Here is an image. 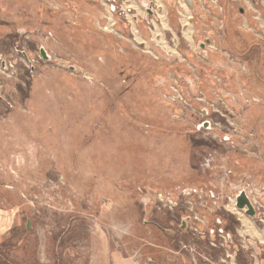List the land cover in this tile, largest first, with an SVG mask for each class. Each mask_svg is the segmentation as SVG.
Instances as JSON below:
<instances>
[{
    "label": "rangeland",
    "instance_id": "374dc122",
    "mask_svg": "<svg viewBox=\"0 0 264 264\" xmlns=\"http://www.w3.org/2000/svg\"><path fill=\"white\" fill-rule=\"evenodd\" d=\"M80 1L0 0L7 264H245L239 250L264 264L236 231L249 216L236 206L242 191L264 224L263 58L198 46L208 32L192 34L185 0L183 23L162 30V0L144 27L141 0H97L76 14L86 32L71 9ZM217 49L236 84L211 58Z\"/></svg>",
    "mask_w": 264,
    "mask_h": 264
},
{
    "label": "crops",
    "instance_id": "0c3cea01",
    "mask_svg": "<svg viewBox=\"0 0 264 264\" xmlns=\"http://www.w3.org/2000/svg\"><path fill=\"white\" fill-rule=\"evenodd\" d=\"M112 1L116 0H111V2ZM197 1L190 0L189 2V0H187L186 7H188L192 14V34L196 28L203 25L206 26L208 32V34L205 35L203 39L197 41L198 46L205 44L207 47L213 43V45L215 44L219 48L226 49L228 51L227 54H234L238 61L239 59H245L247 56L254 57L255 54H257V56L255 59H253V61L257 62V58L259 57L263 58L264 60V0H259L258 5L256 6L251 2V0H219L218 6L211 4L206 6V10L204 7L198 4ZM161 2L163 4V9H157V16L160 18V22L162 24V28H160V30H162L166 24L170 26V23L174 25L179 21H182L183 23V18L178 17V0H162ZM96 6H98L97 0H81L77 7H75L74 4L72 5L71 9L76 15L82 7L92 9ZM185 9L186 8L184 7V11ZM164 12H168L170 15V22H165L166 15H164ZM144 13L145 17H142L141 15L139 16L137 14L138 19L135 20L136 24L142 25L143 27L146 25V20H149L150 16H155L156 11L154 9V14H148L145 10ZM219 17L222 18L221 20L223 24L221 34L216 32V28L218 27L216 19ZM81 22L82 21L79 20V17L76 15V27L79 29H84L86 32L89 28L82 24H78ZM78 25H82V27L80 28ZM191 27L189 26V28ZM41 48L46 50L45 47ZM210 53L211 58L217 59L219 61L218 63L222 68L221 70H226L228 73L233 70V68L229 66V55H227L226 52L224 53V50H211ZM233 71L235 73H227L228 75L226 76H228L227 79L230 82L235 81L236 84V82L239 81L238 78L240 74L239 72H236L238 70L234 69ZM241 76L245 77L244 75ZM207 92L209 93V88L207 89ZM242 219L244 222L239 229H236L237 233L244 237L248 236L252 238L253 240L251 239V241L257 245H261L264 250V224H257L255 218L253 219L247 215L243 216Z\"/></svg>",
    "mask_w": 264,
    "mask_h": 264
},
{
    "label": "water",
    "instance_id": "95a60500",
    "mask_svg": "<svg viewBox=\"0 0 264 264\" xmlns=\"http://www.w3.org/2000/svg\"><path fill=\"white\" fill-rule=\"evenodd\" d=\"M109 1V0H108ZM142 5L145 7L146 11L148 14H154V5L152 1H148V0H141ZM190 2V0H189ZM138 17L135 16V20H137ZM202 46L204 47L205 44H202ZM40 53L42 55V57L46 60L49 59V56L47 55V52L44 48H41ZM72 69H74L72 67ZM209 122L206 121L203 126L204 127H209ZM236 206L237 208L244 210L249 216L251 217H255L256 216V208L255 206L252 204L250 198L248 197V195L246 194L245 191L240 192L237 197H236ZM186 222H184L183 227H185ZM28 227L30 228V220H28ZM252 246H255V243H252Z\"/></svg>",
    "mask_w": 264,
    "mask_h": 264
},
{
    "label": "flooded vegetation",
    "instance_id": "af4514ba",
    "mask_svg": "<svg viewBox=\"0 0 264 264\" xmlns=\"http://www.w3.org/2000/svg\"><path fill=\"white\" fill-rule=\"evenodd\" d=\"M148 1H152V0H148ZM185 1H187V0H185ZM153 2V5H154V1H152ZM251 2L256 6V5H258V3H259V0H251ZM255 208H256V210H258V206L256 205L255 206ZM220 222H221V220H220ZM219 222V223H220ZM219 225H221V224H219ZM211 230H213L214 232L216 231L215 229H211ZM230 230V229H229ZM250 245V244H249ZM251 246V245H250ZM253 249H252V251L256 254V256L257 257H259L260 256V258L262 259V260H264V250H263V248L261 247V245H257V244H255V246H251ZM1 253H3V251L2 250H0V264H7V262L5 261V257H4V255H2ZM261 263H264V262H261ZM9 264V263H8Z\"/></svg>",
    "mask_w": 264,
    "mask_h": 264
},
{
    "label": "built area",
    "instance_id": "2783aa9c",
    "mask_svg": "<svg viewBox=\"0 0 264 264\" xmlns=\"http://www.w3.org/2000/svg\"><path fill=\"white\" fill-rule=\"evenodd\" d=\"M216 232V231H215ZM215 232L213 231V230H210L209 231V233H210V235L211 236H214L215 235ZM221 232H223V230H221ZM225 240H226V244L229 242V241H231V238L229 237V235L228 234H226V236H225ZM212 244L214 245V246H217V245H215V243H213L212 242ZM248 244V243H247ZM223 246H224V244H222ZM233 254H231V252H228V254H227V256H231L232 257V259L231 260H233L234 258H235V255L234 254H236V251H234V252H232ZM224 261V260H223ZM231 264H239L237 261L235 262V261H231L230 262Z\"/></svg>",
    "mask_w": 264,
    "mask_h": 264
},
{
    "label": "trees",
    "instance_id": "16d2710c",
    "mask_svg": "<svg viewBox=\"0 0 264 264\" xmlns=\"http://www.w3.org/2000/svg\"><path fill=\"white\" fill-rule=\"evenodd\" d=\"M173 233H174V232H173ZM212 237H214V236H212ZM229 247L232 248L231 245H230ZM233 249H234V248H233ZM237 249H238V248H237ZM251 250H252V248H251ZM251 250H245L246 252H248V256H249V252H250ZM238 253H239L238 258L240 259V261H241L242 263L249 264V263H247V261L244 262L243 259H242L244 251H243V250H239ZM259 257H260V256H259ZM250 258H251V257H250Z\"/></svg>",
    "mask_w": 264,
    "mask_h": 264
},
{
    "label": "bare ground",
    "instance_id": "6f19581e",
    "mask_svg": "<svg viewBox=\"0 0 264 264\" xmlns=\"http://www.w3.org/2000/svg\"><path fill=\"white\" fill-rule=\"evenodd\" d=\"M138 150V149H137Z\"/></svg>",
    "mask_w": 264,
    "mask_h": 264
}]
</instances>
